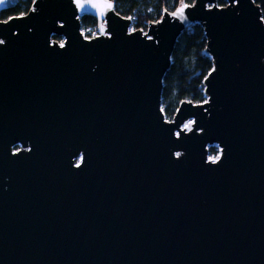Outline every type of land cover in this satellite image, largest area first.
<instances>
[{"label":"water","instance_id":"water-1","mask_svg":"<svg viewBox=\"0 0 264 264\" xmlns=\"http://www.w3.org/2000/svg\"><path fill=\"white\" fill-rule=\"evenodd\" d=\"M224 1L146 32L112 0L0 20V264H264V21L254 0ZM195 24L207 101L168 120L163 80Z\"/></svg>","mask_w":264,"mask_h":264},{"label":"trees","instance_id":"trees-1","mask_svg":"<svg viewBox=\"0 0 264 264\" xmlns=\"http://www.w3.org/2000/svg\"><path fill=\"white\" fill-rule=\"evenodd\" d=\"M116 12L123 17L131 18L134 31H147L150 23L161 19L164 12H173L180 5H192L195 0H112ZM34 0H19L14 8L0 13V20L27 14ZM261 9L264 21V0H254ZM218 6H226L224 0H218ZM82 31L86 38H92L98 32V21L86 15L81 18ZM54 40L62 38L54 36ZM207 39L200 24L185 29L179 37L172 54L171 66L163 80L162 109L168 120H173L183 101L202 104L207 101L203 82L213 69V60L205 54ZM217 146L209 147V155L217 156Z\"/></svg>","mask_w":264,"mask_h":264},{"label":"rangeland","instance_id":"rangeland-1","mask_svg":"<svg viewBox=\"0 0 264 264\" xmlns=\"http://www.w3.org/2000/svg\"><path fill=\"white\" fill-rule=\"evenodd\" d=\"M132 30H134V29L131 27L130 31H132ZM82 33H83V35H84V32H83V31H82ZM84 36H85V35H84ZM58 42L62 43L63 40L58 41ZM191 124H192V122L190 121V122H187V123L185 124V126L190 127ZM217 156H219V154H218ZM217 156H210V155H208V158H209L210 160H214V158L217 157Z\"/></svg>","mask_w":264,"mask_h":264},{"label":"snow or ice","instance_id":"snow-or-ice-1","mask_svg":"<svg viewBox=\"0 0 264 264\" xmlns=\"http://www.w3.org/2000/svg\"><path fill=\"white\" fill-rule=\"evenodd\" d=\"M108 7H111V5H108ZM61 47H63V45H61ZM219 159V156L215 157L213 162H215V160H218Z\"/></svg>","mask_w":264,"mask_h":264},{"label":"flooded vegetation","instance_id":"flooded-vegetation-1","mask_svg":"<svg viewBox=\"0 0 264 264\" xmlns=\"http://www.w3.org/2000/svg\"><path fill=\"white\" fill-rule=\"evenodd\" d=\"M20 148H21L20 146H16V147H14L13 150H14V151H18V150H20Z\"/></svg>","mask_w":264,"mask_h":264},{"label":"built area","instance_id":"built-area-1","mask_svg":"<svg viewBox=\"0 0 264 264\" xmlns=\"http://www.w3.org/2000/svg\"><path fill=\"white\" fill-rule=\"evenodd\" d=\"M132 31H134V30H132ZM143 32H144V31H143ZM99 35H100L99 32H97V33L94 34V36H93L92 38L97 37V36H99Z\"/></svg>","mask_w":264,"mask_h":264}]
</instances>
